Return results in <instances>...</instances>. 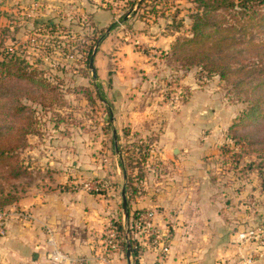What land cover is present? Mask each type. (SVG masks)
Listing matches in <instances>:
<instances>
[{"label": "rangeland", "instance_id": "374dc122", "mask_svg": "<svg viewBox=\"0 0 264 264\" xmlns=\"http://www.w3.org/2000/svg\"><path fill=\"white\" fill-rule=\"evenodd\" d=\"M195 12L190 0H0V58L8 46L25 54L46 84L32 87L34 101L17 98L18 90L0 94V210L40 185L36 181L43 172L35 163L59 137L76 139L79 145L93 141L96 169L105 170L80 173L77 184L97 182L99 190L89 192L98 194L124 183L132 200L145 191L133 183L165 178L171 170L173 162L160 159L158 152L150 157L162 139L180 146L184 162L209 167L223 208L238 204L251 212L247 219H237L239 225L250 220L256 227L264 225V152L242 137L254 129L263 136L264 120L240 121L248 106L246 86L235 87L234 77L208 76L199 66L183 76L175 67L178 61L167 57L175 37L190 34ZM251 31L264 40V27ZM148 33L174 39L162 49L147 41ZM255 53L247 61H256ZM255 73L249 76L251 85ZM96 84L105 102L98 98ZM12 101L20 105L17 113ZM36 147L39 153H29ZM234 197L238 201L231 205ZM129 231L127 225L121 231L128 235L126 241L132 237ZM256 245L249 256L264 258V244Z\"/></svg>", "mask_w": 264, "mask_h": 264}, {"label": "crops", "instance_id": "0c3cea01", "mask_svg": "<svg viewBox=\"0 0 264 264\" xmlns=\"http://www.w3.org/2000/svg\"><path fill=\"white\" fill-rule=\"evenodd\" d=\"M145 37L162 49H167L174 39L172 34L160 37L148 33ZM60 138L51 143L50 150L47 146L41 153L40 162H32L29 167L35 163L36 169L43 172L36 181L40 185L31 187L8 208L26 209L31 219L7 220L6 233L0 236V264H57L48 258L46 227L53 230L62 251L90 257L88 264H132L121 245L105 252L104 243L115 221L123 227L128 221L122 206L124 183L110 186L106 193L74 190L71 185L79 181L80 173L105 170L96 169L98 163L91 153L95 149L93 141L79 145L76 139ZM157 142L150 157L158 152L160 159L173 162L171 170L163 175L165 178L133 183L145 187V191L129 200L128 207L130 214L135 210L147 212L151 224L161 232L168 231L170 236L163 245L142 247L138 264H264V258L249 256L258 246L255 239L245 236L264 231V225L256 227L249 219L247 225H239L237 219L241 215L247 219L251 212L240 209L238 204L235 209L222 207L221 196L215 195L216 184L208 176L209 167L201 162H184L185 152L173 141L169 145L162 139ZM202 147L207 149L206 145ZM35 150L39 153L37 147L29 153ZM128 194L125 192L126 198ZM237 199L234 197L231 205ZM261 218L264 221V215ZM104 254L109 256L106 263L99 259Z\"/></svg>", "mask_w": 264, "mask_h": 264}, {"label": "trees", "instance_id": "16d2710c", "mask_svg": "<svg viewBox=\"0 0 264 264\" xmlns=\"http://www.w3.org/2000/svg\"><path fill=\"white\" fill-rule=\"evenodd\" d=\"M252 1L239 0L240 4H238L232 0H190L196 10L192 18L190 34L175 37L167 56L169 58L173 56V60L178 61L175 67L183 76L190 68L199 66L200 69L206 71L208 76L215 74L221 80L234 77L235 87L245 85L244 99L248 102V106L243 110L240 121L246 120L249 123L264 120V40L255 38L251 31L255 27H259V29L264 27V0H258L251 5ZM252 50L256 51L253 54L256 61H247L253 57L252 54L248 56ZM1 51H4L5 54L1 52L0 94L18 90L21 93L16 96L17 98L22 96L31 101L29 93H31L32 87L45 88V79L41 75L39 76V72L31 66L25 54L14 51L10 46ZM89 60H91L90 54L88 62ZM89 67H92L91 63ZM253 72L258 74V78L251 85L249 76ZM20 82H25L24 86ZM95 88L98 98L105 102L99 85L96 84ZM15 102L12 101L11 106L17 113L20 110V105ZM232 127L234 124L230 126V129ZM259 130L254 129L246 132L242 137L244 141H252V145L260 144L261 150L264 152V135L259 137L257 135ZM112 144L114 150L119 149L114 138H112ZM0 154L3 155L4 151L0 150ZM119 166L126 177L122 161ZM125 192H128L126 186ZM127 200H130L129 194ZM126 211L128 214L126 225L130 230L128 234L132 237L127 242L126 236L123 232L121 233L123 226L115 221L113 226L117 232L116 242L125 251L129 245L133 264H138L142 246L138 244L137 238L134 236L132 224L138 218L140 211L135 210L130 214L128 202Z\"/></svg>", "mask_w": 264, "mask_h": 264}, {"label": "built area", "instance_id": "2783aa9c", "mask_svg": "<svg viewBox=\"0 0 264 264\" xmlns=\"http://www.w3.org/2000/svg\"><path fill=\"white\" fill-rule=\"evenodd\" d=\"M97 183V182H95ZM91 182H82L80 184L73 183L71 186L74 190L84 189L87 191L97 192V184ZM15 218L21 221H30L31 215L26 209L22 208H12L0 210V236H4L6 233V222L9 218ZM132 228L136 233L137 241L140 246L146 245L148 247H155L163 245L169 238L170 234L168 231L161 232L156 226L152 225L149 221V215L147 212H140L138 218L133 222ZM46 232V243L49 247L48 258L54 263L57 264H88L91 260L87 256H71L68 253L62 251L60 246L55 240L54 232L49 227L45 228ZM128 237V235H126ZM248 239H255L258 244L262 245L264 243V231L250 232L245 235ZM117 232L114 227H110L109 231L105 236V252L109 249L115 248L117 245L116 242ZM108 254L101 255L99 259L101 262L106 263L108 259Z\"/></svg>", "mask_w": 264, "mask_h": 264}, {"label": "water", "instance_id": "95a60500", "mask_svg": "<svg viewBox=\"0 0 264 264\" xmlns=\"http://www.w3.org/2000/svg\"><path fill=\"white\" fill-rule=\"evenodd\" d=\"M92 59H93V57L91 58L90 63H92ZM92 73H93V76H95L96 75V70L92 69ZM113 134H114V139H116V131L115 130L113 131ZM122 206H123V210H124L125 216H127L128 215L127 211H126V209H127V198L125 196V191L124 190L122 191ZM127 242H129V241L127 240ZM127 256H128V258H130V256H131L130 255V250H129V245L127 247Z\"/></svg>", "mask_w": 264, "mask_h": 264}]
</instances>
